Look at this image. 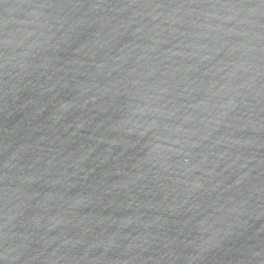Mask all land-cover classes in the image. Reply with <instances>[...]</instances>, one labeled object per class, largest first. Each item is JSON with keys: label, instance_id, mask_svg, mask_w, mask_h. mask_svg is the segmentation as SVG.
I'll list each match as a JSON object with an SVG mask.
<instances>
[{"label": "water", "instance_id": "water-1", "mask_svg": "<svg viewBox=\"0 0 264 264\" xmlns=\"http://www.w3.org/2000/svg\"><path fill=\"white\" fill-rule=\"evenodd\" d=\"M0 264H264V0H0Z\"/></svg>", "mask_w": 264, "mask_h": 264}]
</instances>
